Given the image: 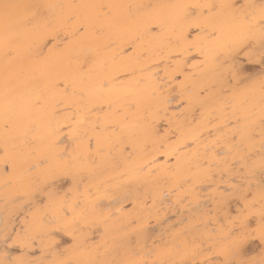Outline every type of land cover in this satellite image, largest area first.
<instances>
[{"label":"rangeland","instance_id":"obj_1","mask_svg":"<svg viewBox=\"0 0 264 264\" xmlns=\"http://www.w3.org/2000/svg\"><path fill=\"white\" fill-rule=\"evenodd\" d=\"M38 1H41L44 13H38L43 24L37 30L45 29L46 33L40 40L27 39L30 60L35 62L49 51H63L72 38L87 30L80 12L66 16L58 23L43 7L46 0ZM77 1L70 0L73 5ZM154 1H142L140 9L151 8ZM164 1L172 12L176 5L183 9L186 19L181 27L183 45L163 26L152 21L122 47V55L136 57L135 62L152 72L160 90L168 94V108H159L150 119L154 137L143 143L146 149L156 151L158 165L137 169L136 176L142 181L167 180L162 169L172 165L174 158L165 161V148L175 146L184 135L196 136L197 140L184 148L194 156L179 177L185 183L193 184L194 192L193 195L183 192L168 202L164 197L154 204L158 219L149 216L141 225L128 224L124 231L129 246L124 245L121 249H151L144 255L149 264H235L238 261L264 264V240L261 239L264 229V100L257 108L255 104L256 95L264 92V0ZM3 2L0 0V6ZM126 8L128 13L133 12L129 2ZM105 11L104 3H100L99 12L104 14ZM228 14L245 25L238 36L227 38L217 26L204 23L212 16L228 18ZM25 27L32 30L31 18L26 20ZM91 31L94 35L104 34L101 24H94ZM149 39H157L159 45L147 48L145 43ZM131 42L140 45L138 53L132 51ZM112 46V43L107 45L108 48ZM12 52V48L4 51L7 59L13 58ZM178 69L181 71L174 72ZM182 75L186 76L187 85L178 90ZM196 81L198 84L193 86ZM58 88L65 87L59 84ZM210 99H216L218 107L215 110L206 106ZM40 104L32 101L35 108ZM55 110V117L73 120L74 115L67 106L58 103ZM102 112L103 106L93 108L87 120L97 125L96 117ZM169 113L182 119L179 127L170 125ZM244 114L250 120L247 130L240 127V121L246 119ZM144 117L149 119L147 114ZM7 118L0 116V136L9 132L14 123L11 117ZM62 128L47 133L31 126L26 132L13 136L8 143L0 139V264H13L16 258L25 264H43L36 234L25 238L16 236L23 230L22 221L26 215L40 208L48 195L59 196L69 191L70 174L54 172L46 174L44 179L40 177V170L49 162L44 153L46 148L39 153L38 145H56L60 149L58 159L61 162L69 159L66 157L70 145L68 128ZM92 141L89 136L88 144L92 145ZM124 147L127 148H123V158L115 172L134 157L128 146ZM42 153L44 156H40ZM144 202V207L152 206L150 197ZM131 208L130 201L124 203L123 210ZM144 225L149 238H135ZM94 235L90 242L95 239ZM56 238L57 248L69 247L70 242ZM122 242L125 238H120L118 246ZM185 246L186 254L181 258L179 251ZM157 247L170 249L171 255L157 258Z\"/></svg>","mask_w":264,"mask_h":264},{"label":"bare ground","instance_id":"obj_2","mask_svg":"<svg viewBox=\"0 0 264 264\" xmlns=\"http://www.w3.org/2000/svg\"><path fill=\"white\" fill-rule=\"evenodd\" d=\"M142 1L145 0H79L73 5L70 0H46L43 7L48 10L50 18L60 23L66 16L80 12L87 30L72 38L63 51H49L37 62L30 60L27 39L40 40L46 33L45 29L37 30L43 24L38 17L41 1L4 0L0 6V116L11 117L14 122L10 131L2 133L0 139L8 143L13 136L26 132L31 126L47 133L54 128H68V160L61 162L58 159L60 149L56 145H38L37 150L41 153L46 148L44 153L49 162L40 170V177L44 179L46 174L54 172L70 174L71 177L66 178L69 191L59 196L48 195L40 208L26 215L22 221L23 230L16 236L25 238L36 234L43 264H149L144 255L151 249H121L129 244L124 229L132 222L146 223L149 216L158 219L153 206L164 197L168 202L183 192L193 195V184H187L179 177L194 156L184 148L193 144L196 136L184 135L175 146L165 148V161L174 158L172 165L162 169L167 180L142 181L136 176L137 169L158 165L156 151L146 149L143 143L154 137L150 119L159 108H168V94L160 90L158 79L152 72L135 62L136 57L122 55V47L152 21L163 26L183 45L181 27L186 22L179 5L172 12L164 0H155L151 8L140 9ZM127 2L132 5V15L126 8ZM100 3L105 5L104 14L99 12ZM42 11L44 13V9ZM228 16H212L204 23L217 26L227 38L238 36L245 25ZM29 18L33 20L32 30L25 27ZM94 24H101L104 34L94 35L91 31ZM158 42L149 39L145 44L152 49L151 46H158ZM109 43L113 44L111 48L107 47ZM8 48H12L13 58L7 59L4 55ZM139 50L140 45L133 42L132 51L138 53ZM186 79L182 75L178 90L186 87ZM59 84L67 91L59 89ZM197 84L196 81L193 86ZM263 100L264 92L258 93L256 108ZM32 101L41 104L35 108ZM58 103L71 110L72 121L54 116ZM100 106L104 107V112L96 117L98 124L94 125L93 121L87 120L88 113ZM206 106L215 110L218 107L216 99H210ZM146 114L147 120L143 118ZM243 117L246 119L240 121V127L247 130L250 120L246 114ZM169 118L172 126L182 124V119L174 113H169ZM89 136L93 139L92 145L88 144ZM186 137L191 140L186 141ZM124 146H128L134 157L120 166L118 171L124 174L120 175L115 168L123 158V148H127ZM40 156H44L43 153ZM80 170L83 174H79ZM175 190L176 194H171ZM147 197L152 203L148 208L144 207ZM128 201L132 208L123 210ZM118 227L121 229L116 230ZM140 228L135 238L145 240L147 229L145 225ZM92 234L95 239L90 242ZM56 237L70 242L69 247L57 248ZM120 238H125V242L118 246ZM186 250L185 246L179 251L181 258ZM170 255V249L157 247L155 250L157 258ZM13 264L25 263L16 258Z\"/></svg>","mask_w":264,"mask_h":264},{"label":"snow or ice","instance_id":"obj_3","mask_svg":"<svg viewBox=\"0 0 264 264\" xmlns=\"http://www.w3.org/2000/svg\"><path fill=\"white\" fill-rule=\"evenodd\" d=\"M261 239L264 240V229H262ZM235 264H248V262L238 261V262H235Z\"/></svg>","mask_w":264,"mask_h":264}]
</instances>
